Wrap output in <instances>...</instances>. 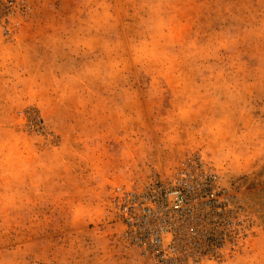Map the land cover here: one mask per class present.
Here are the masks:
<instances>
[{
	"label": "rangeland",
	"instance_id": "obj_1",
	"mask_svg": "<svg viewBox=\"0 0 264 264\" xmlns=\"http://www.w3.org/2000/svg\"><path fill=\"white\" fill-rule=\"evenodd\" d=\"M181 172L180 264H264V0H0V264H158L112 200Z\"/></svg>",
	"mask_w": 264,
	"mask_h": 264
},
{
	"label": "built area",
	"instance_id": "obj_2",
	"mask_svg": "<svg viewBox=\"0 0 264 264\" xmlns=\"http://www.w3.org/2000/svg\"><path fill=\"white\" fill-rule=\"evenodd\" d=\"M202 177L205 182L200 189L194 185L195 178L187 172H181L172 186L149 185L145 192H127L116 188L112 205L125 226L124 236L129 238L132 234L135 242L146 246L147 252L158 264H180L177 255L173 254L171 243L174 242L176 231L171 228V224L188 219L192 221L197 217L191 200L199 199L211 205L219 215L227 212L225 193L214 186L211 176ZM156 221L158 226L150 227ZM190 235L196 237L194 233ZM168 236L170 241L166 249L170 256L167 257L163 249ZM206 237L215 239V231L209 232Z\"/></svg>",
	"mask_w": 264,
	"mask_h": 264
}]
</instances>
